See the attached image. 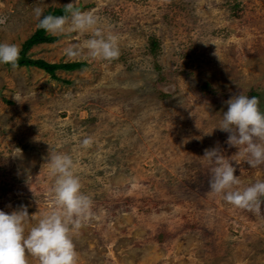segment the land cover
Segmentation results:
<instances>
[{"label":"rangeland","instance_id":"1","mask_svg":"<svg viewBox=\"0 0 264 264\" xmlns=\"http://www.w3.org/2000/svg\"><path fill=\"white\" fill-rule=\"evenodd\" d=\"M69 2L95 14L120 54L68 58L93 35L73 31L27 54L81 68L53 78L0 64V210L24 207L36 223L53 206L48 154L67 155L92 200L76 264H264V202L253 213L213 194L202 157L237 151L213 128L230 96H256L264 111V0H0V41L20 49L35 6ZM234 174L244 186L264 165L241 161Z\"/></svg>","mask_w":264,"mask_h":264},{"label":"clouds","instance_id":"2","mask_svg":"<svg viewBox=\"0 0 264 264\" xmlns=\"http://www.w3.org/2000/svg\"><path fill=\"white\" fill-rule=\"evenodd\" d=\"M33 14L37 26L51 35L73 31L93 33L80 45L65 48L68 58L77 57L82 49L87 50L89 57L105 61L120 54L116 38L100 34L95 14L81 11L72 2L65 4L61 15L44 14L39 5L33 8ZM18 57L19 49L15 43L0 41V64L15 67ZM225 103L227 108L213 128L227 132V145L235 146L237 151L225 156L218 147L205 149L202 157L208 165L209 190L235 207L259 213L264 202V179L241 186L234 168L241 161H246L251 168L264 165V111L259 109L256 96L238 93ZM81 144L87 146L89 139L84 138ZM47 160L49 175L54 178L53 206L31 226H28L30 217L26 208L12 212L0 210V264H28V255L36 258L38 264H76L74 236L92 217V200L81 191L79 177L72 170L73 161L69 156L48 154Z\"/></svg>","mask_w":264,"mask_h":264},{"label":"trees","instance_id":"3","mask_svg":"<svg viewBox=\"0 0 264 264\" xmlns=\"http://www.w3.org/2000/svg\"><path fill=\"white\" fill-rule=\"evenodd\" d=\"M51 13L53 15L64 14V6L48 8L44 14ZM57 36L47 33L43 28L36 26L34 32L28 36L22 43V47L19 49V57L16 63V66H34L39 69H42L53 78H57L55 71L57 69L62 70H74L81 68L85 65L84 61H70V62H49L42 58H33L27 54L29 48L37 43L42 42H52L56 40ZM10 65L8 63H4Z\"/></svg>","mask_w":264,"mask_h":264}]
</instances>
